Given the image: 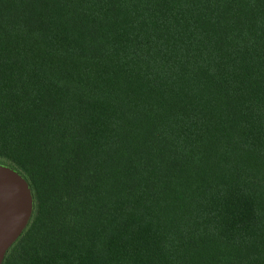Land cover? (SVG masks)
<instances>
[{
    "label": "trees",
    "instance_id": "1",
    "mask_svg": "<svg viewBox=\"0 0 264 264\" xmlns=\"http://www.w3.org/2000/svg\"><path fill=\"white\" fill-rule=\"evenodd\" d=\"M0 164L1 264H264V0H0Z\"/></svg>",
    "mask_w": 264,
    "mask_h": 264
},
{
    "label": "water",
    "instance_id": "2",
    "mask_svg": "<svg viewBox=\"0 0 264 264\" xmlns=\"http://www.w3.org/2000/svg\"><path fill=\"white\" fill-rule=\"evenodd\" d=\"M32 208L31 191L24 177L12 167L0 164V264L26 227Z\"/></svg>",
    "mask_w": 264,
    "mask_h": 264
},
{
    "label": "rangeland",
    "instance_id": "3",
    "mask_svg": "<svg viewBox=\"0 0 264 264\" xmlns=\"http://www.w3.org/2000/svg\"><path fill=\"white\" fill-rule=\"evenodd\" d=\"M4 165V164H3Z\"/></svg>",
    "mask_w": 264,
    "mask_h": 264
}]
</instances>
